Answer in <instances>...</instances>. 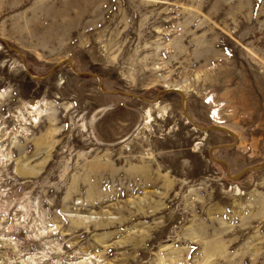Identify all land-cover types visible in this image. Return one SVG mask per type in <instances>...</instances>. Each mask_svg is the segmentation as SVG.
I'll return each instance as SVG.
<instances>
[{
	"label": "rangeland",
	"instance_id": "1",
	"mask_svg": "<svg viewBox=\"0 0 264 264\" xmlns=\"http://www.w3.org/2000/svg\"><path fill=\"white\" fill-rule=\"evenodd\" d=\"M0 37V264H264V0H0Z\"/></svg>",
	"mask_w": 264,
	"mask_h": 264
},
{
	"label": "water",
	"instance_id": "2",
	"mask_svg": "<svg viewBox=\"0 0 264 264\" xmlns=\"http://www.w3.org/2000/svg\"><path fill=\"white\" fill-rule=\"evenodd\" d=\"M0 40H2V41H4L1 37H0ZM68 62L70 63V66H71V69L76 73V74H84V73H80V72H77V71H75V69H74V67H73V65H72V62L70 61V60H68ZM173 91H178V90H174L173 89ZM180 92V91H179ZM153 103H155V102H152L151 104H153ZM187 118H188V120H190L191 122H192V120L187 116ZM224 130H226L227 132H229L231 135H233L235 138H236V140L238 139V137L236 136V134L235 133H233V132H231V131H229V130H227L226 128H223ZM251 170V168H249V169H247V170H244L243 172H241L240 174H238V175H236L235 177H230V178H239L240 176H242L244 173H246L247 171H250Z\"/></svg>",
	"mask_w": 264,
	"mask_h": 264
},
{
	"label": "bare ground",
	"instance_id": "3",
	"mask_svg": "<svg viewBox=\"0 0 264 264\" xmlns=\"http://www.w3.org/2000/svg\"><path fill=\"white\" fill-rule=\"evenodd\" d=\"M178 90V91H180L179 89H177L176 87L175 88H171V90ZM181 92V91H180ZM146 116H147V123L148 122H151L152 120H153V116H152V114H151V111L150 110H147L146 111Z\"/></svg>",
	"mask_w": 264,
	"mask_h": 264
}]
</instances>
